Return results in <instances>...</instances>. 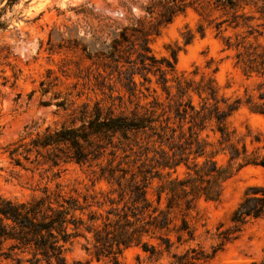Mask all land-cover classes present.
I'll list each match as a JSON object with an SVG mask.
<instances>
[{"label": "trees", "instance_id": "16d2710c", "mask_svg": "<svg viewBox=\"0 0 264 264\" xmlns=\"http://www.w3.org/2000/svg\"><path fill=\"white\" fill-rule=\"evenodd\" d=\"M17 1L7 0V4ZM247 1L251 0H154L145 7L151 14L153 6L157 9L148 22L131 17L126 25L104 24L103 33L92 32L88 39L48 37L50 49L64 43L80 47L86 58L108 70L100 89L111 103L101 99L72 107L74 102L67 105L59 100L58 108L72 107L68 123L47 125L43 130H36V122L26 125L4 151L20 166L23 160L48 168L67 162L86 165L91 186L104 182L107 189L80 199L64 194L56 182L54 189L44 186L40 194L26 200L0 195V264H69L65 252L78 237L85 239L84 249L91 257L105 259L107 264H122L119 255L132 246L154 260L166 254L171 258L167 264H194L212 258L247 223L264 217V186H248L229 216V225L217 227V242L210 251L200 245L177 251L195 239L188 217L199 199L218 200L224 182L245 166L264 168L261 134L246 126L240 135L228 122L242 103L264 117V81L258 85V100L251 95L244 101L231 100L219 94L212 75L198 80L175 75L179 47L172 50L171 58H157L149 46L150 37L188 7L200 16L196 32L202 36L211 25L216 34L242 26L249 28L248 35L254 34L257 29L249 24L252 18L238 12ZM252 3L264 19V0L261 5ZM259 34L252 36L254 41L238 34L234 40L224 38L222 50H236L235 64L244 73H264V44L258 42ZM193 37L188 29L184 45ZM114 72L124 90L115 96L113 85L105 81ZM137 75L141 80H136ZM153 82L156 86L151 87ZM47 90L42 88V92ZM154 179L157 184L149 192ZM75 264H89V260Z\"/></svg>", "mask_w": 264, "mask_h": 264}, {"label": "rangeland", "instance_id": "374dc122", "mask_svg": "<svg viewBox=\"0 0 264 264\" xmlns=\"http://www.w3.org/2000/svg\"><path fill=\"white\" fill-rule=\"evenodd\" d=\"M252 1L262 4V0L247 1L238 12L252 18L249 24L257 29L254 34L248 35L249 28L246 26L237 29L227 27L216 34L217 30L211 25L206 27L202 36L196 32L200 16L188 7L185 13L175 16L162 27L158 35L150 37L152 53L157 58H171L172 50L179 47L175 75L183 73L195 80L202 75H212L220 95L243 101L251 95L258 100V85L264 81V73H244L241 66L235 64L236 50H222L224 38L231 36L234 40L236 34L250 36L248 40L254 41L252 36L260 32L256 36H261L258 42L264 44V19L259 17L260 13ZM153 3L154 0H18L7 4V0H0V195L26 200L40 194L44 186L54 189L56 182L61 184L64 194L80 199L83 194L107 189L104 182L91 186L90 169L86 165L67 162L48 168V165L35 166L24 160L22 166L15 165L4 151V146L22 134L26 125L34 122L36 130H43L47 125L53 128L63 122L68 123L71 108L84 101L90 105L101 99L104 104L111 103L100 89L108 70L104 71L86 58L80 47L71 48L64 43L60 47L55 44L50 49V35L54 38L84 36L88 39L92 32L97 35L103 33L100 29L104 24L126 25L131 22V17L148 22L156 15L157 9L153 6L155 12L151 14L145 7ZM217 15L218 12L213 14ZM188 29L194 32V37L184 45L183 34ZM194 69H197L195 75L192 73ZM139 79L141 77L137 75L136 80ZM41 80L44 81L43 86L40 85ZM105 81L113 85V96L124 93L116 72L110 78L107 76ZM154 86L153 82L151 87ZM45 87L48 90L42 92ZM108 92L105 88V93ZM157 93L163 100L164 94L159 88ZM62 99L67 105L74 104L66 110L58 108L55 103ZM193 100L196 103L197 97L194 96ZM145 101L141 99L142 103ZM228 122L240 135L246 132L247 126L252 133H260L264 138V117L251 112L245 103L229 117ZM56 172H59L58 177L54 176ZM156 184L154 179L149 192ZM251 185L264 186V168L261 166H245L227 179L218 200L199 199L188 217L195 229V239L177 251L197 245L210 251L217 242V227L229 225L232 210ZM84 244L85 239L78 237L68 245L65 257L69 264L78 260H89V264H107L105 259L91 257ZM169 260L171 258L166 254L158 260L150 259L147 253L135 246L125 248L119 255L122 264H167ZM194 264H264V217L247 223L239 235L227 242L212 258Z\"/></svg>", "mask_w": 264, "mask_h": 264}]
</instances>
